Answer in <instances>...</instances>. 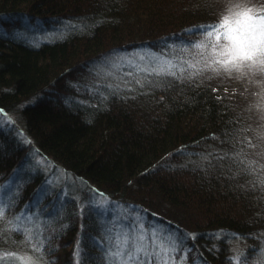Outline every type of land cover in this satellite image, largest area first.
Returning a JSON list of instances; mask_svg holds the SVG:
<instances>
[{"label":"trees","instance_id":"trees-1","mask_svg":"<svg viewBox=\"0 0 264 264\" xmlns=\"http://www.w3.org/2000/svg\"><path fill=\"white\" fill-rule=\"evenodd\" d=\"M216 8L213 0H0L2 30L27 22L40 37L52 33L32 41L0 33V264H24L23 247L41 264H117L125 230L128 241L168 248L170 237L179 264H264L254 124L264 84L250 92L254 85L198 74L103 99L70 84L109 55L217 24ZM98 199L137 218L111 223Z\"/></svg>","mask_w":264,"mask_h":264},{"label":"rangeland","instance_id":"rangeland-1","mask_svg":"<svg viewBox=\"0 0 264 264\" xmlns=\"http://www.w3.org/2000/svg\"><path fill=\"white\" fill-rule=\"evenodd\" d=\"M216 5V15L218 20L220 21L221 17L225 14H227L228 8L230 6L235 5H241L243 7H251L254 11H257L262 5L263 2L261 0H213ZM79 20V19H78ZM81 21V20H80ZM82 22V21H81ZM67 24H78L76 20H68L65 21ZM64 27L66 25L63 23L61 24ZM16 33L19 36H24L27 40H45L46 38H50L52 33H45L42 34L41 37L39 36L40 33H42L41 29H38L34 27L33 25L28 24L25 22L21 27H17L13 30L9 29H3L0 27V33L2 34H8V33ZM43 37V38H42ZM193 42L196 43H203L208 44L209 38L206 37V35L198 32L194 33L193 31H188V33L184 36L183 39L178 41H172L167 42L164 45L158 47V48H152V47H143V48H137L130 51H123L118 54H112L109 55L104 60L95 63L93 66H90L88 69V72L84 73L80 80L72 81L71 87L80 95H82V92H92L96 90H102L101 98L107 97L108 92L111 91L108 87L105 85L111 83H120L121 90H127L128 88H131L132 90H138L140 91L142 88H145L149 86L147 84V81L144 79L145 74L144 73H137L136 77H126L123 75L124 72L127 71H133L136 72L135 66L140 67H146L149 63V61L141 62L139 60L140 55H144L146 57H149L151 55L159 54L162 51L166 55H170L172 59L175 61L176 64H180L183 67H188L187 63L183 62H192L196 63V67L200 68L202 67V61H201V54L207 57L210 55V49H197L194 46H192ZM224 42L223 40L221 41ZM169 45H174L173 49H169ZM182 45H187V50L182 49ZM176 57H180L182 59H176ZM163 58V57H162ZM129 61L132 63L129 64ZM111 70L112 73L115 74L116 79L113 80L111 78L105 79L106 77H109V71ZM190 71H192L190 69ZM203 78L211 79L216 81L218 84L225 83H236L237 81L240 82L243 86V84H246L249 86V88H252L251 86L254 85V89L250 90V92L258 91L257 86H260L264 84V72H261L259 70H251V69H244L243 71H235L232 72H226V71H220L219 73H214L212 71H204L202 73ZM139 78L141 80V83L144 84V87H140L135 80ZM155 79V78H153ZM125 81H128L125 83ZM237 82V83H238ZM240 85V84H239ZM251 85V86H250ZM241 86V85H240ZM256 86V87H255ZM120 90V91H121ZM254 90V91H253ZM72 91V90H71ZM82 99V98H81ZM257 109L255 110L256 115H260V117L255 119V127L259 125L258 130H256L260 134L261 142L260 144L263 145V151L260 152L261 155H264V101H259L257 103ZM259 123V124H257ZM38 165H42L40 160L42 158H37ZM97 208L103 210L104 213H111L114 216L111 223L118 221L119 223L123 222V218L126 217H134L131 215V213L125 209L123 206H113L110 202L104 201L102 199L96 200ZM57 209L54 210V214ZM109 211V212H108ZM134 218H137L134 217ZM131 235L128 231L125 230L122 233H118V237L121 238L119 244L121 245L119 247L120 252H124L125 256L124 259L128 260L131 258L132 264H136L135 257H140V259H146L149 260L151 255H155L158 259V261L162 264H179L175 259L173 254L175 251V243L174 240H172L170 237H168V242L171 244V247L168 248V246L164 243H160L157 241H146L143 238H137V240L134 241H128L127 237ZM170 236V235H169ZM172 237V236H171ZM25 250H22L20 252L23 253L21 259L23 263L25 264V261H28L29 264H41L37 261V259L34 257V252L23 247ZM151 264V262H150Z\"/></svg>","mask_w":264,"mask_h":264},{"label":"snow or ice","instance_id":"snow-or-ice-1","mask_svg":"<svg viewBox=\"0 0 264 264\" xmlns=\"http://www.w3.org/2000/svg\"><path fill=\"white\" fill-rule=\"evenodd\" d=\"M198 28L200 33L209 38L208 44L196 42L192 44L197 49H210V55L207 57L201 54L202 67L197 68L196 63L192 62H183L188 64V67H183L180 64H176L170 55H166L162 51L159 54L151 55L150 58L140 55L139 60L141 62L149 61L148 65L146 67L135 66V73L127 71L123 75L135 78L137 73H144V79L149 86L162 87L169 82V78L172 81L184 83L185 80L194 79L196 75L202 74L204 71H212L214 73L226 71L230 73L233 70L243 71L244 69H251L264 72V10L257 12L251 7L230 6L227 14L223 15L217 24L201 25ZM222 40L224 41L223 43L221 42ZM168 47L173 49L174 45H169ZM187 47V45H182L183 50H187ZM176 59L182 58L176 57ZM131 63L129 61V64ZM108 78L116 79L115 74L111 70L109 71V77L105 79ZM127 82L125 81V83ZM135 82L140 87H144L139 78ZM105 86L111 90L113 95L118 94L121 90L120 83H109ZM127 90L132 91L131 88ZM25 142L30 143V141ZM218 159L224 158L219 157ZM45 239L50 238H45L40 233L39 240L43 242ZM38 247L41 251L43 250L40 244H38ZM114 255L116 256L117 264H132L131 258L128 260L123 258L125 256L124 252L117 251ZM244 259L246 260L247 257ZM150 262L151 258L145 261V264H150ZM25 264H29V262L25 261ZM51 264H54V262H51ZM136 264H140V257L136 258Z\"/></svg>","mask_w":264,"mask_h":264}]
</instances>
